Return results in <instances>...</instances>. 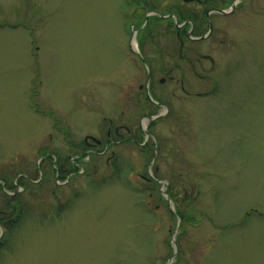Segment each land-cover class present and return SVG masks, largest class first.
Returning a JSON list of instances; mask_svg holds the SVG:
<instances>
[{"label": "rangeland", "instance_id": "1", "mask_svg": "<svg viewBox=\"0 0 264 264\" xmlns=\"http://www.w3.org/2000/svg\"><path fill=\"white\" fill-rule=\"evenodd\" d=\"M125 1L0 0V210L20 214L0 224V264H264V0L218 21L203 43L214 64L193 55L186 69L205 94L168 95L145 151L127 142L120 172L102 160L92 177L55 182L54 157L71 155L64 132L95 135L136 76Z\"/></svg>", "mask_w": 264, "mask_h": 264}, {"label": "flooded vegetation", "instance_id": "2", "mask_svg": "<svg viewBox=\"0 0 264 264\" xmlns=\"http://www.w3.org/2000/svg\"><path fill=\"white\" fill-rule=\"evenodd\" d=\"M241 2L242 0H126L123 2L125 29L130 34L129 49L136 55L137 68L134 72L136 76L127 83L128 92L126 89L123 93L124 98L118 116L103 117L102 120H107L108 124L105 126L101 121L94 131L95 135L86 133L81 140H67L71 150L69 158L68 156L62 158L59 154L54 157L51 166L55 174V182L62 180L61 184H70L72 177L79 172L78 168L83 167H88L87 170L83 168L84 174L94 176L88 172L90 166L94 167L102 160L108 166L114 165L117 170L115 173L120 172V167L118 168L117 165L122 164L120 153L122 147L127 142H132L139 146L141 151H145L147 143L138 141V133H144L141 127L135 128L126 124L124 118L128 113L139 114L142 119L162 115L161 118L148 124L147 130L153 135L154 125L172 112L167 104L168 95L171 99L186 100L188 97L205 94L190 91L186 82L187 70L194 61L192 56H196L197 61H209L214 64V59L206 53L203 43L216 31H220L218 21L223 22L232 16ZM165 4L169 5V9H163L162 6ZM222 32L223 35L226 34ZM225 41V37L220 39L221 43ZM193 70L199 78L207 77L205 73L201 74L195 68ZM143 73L146 75L145 80L141 77ZM166 83L172 84L174 90L166 92L160 89ZM129 92L130 101L127 100ZM127 102H130V110L126 109ZM164 107L166 111L163 110ZM0 215L6 216V221L2 217L0 224L7 226V221L12 220V208L0 210Z\"/></svg>", "mask_w": 264, "mask_h": 264}, {"label": "trees", "instance_id": "3", "mask_svg": "<svg viewBox=\"0 0 264 264\" xmlns=\"http://www.w3.org/2000/svg\"><path fill=\"white\" fill-rule=\"evenodd\" d=\"M57 120H59V119H57ZM58 123H60V120H59V122ZM153 125V124H152ZM66 130V129H65ZM65 135H66V139L67 140H69V141H71V136H72V134H70L69 133V131L68 130H66L65 132ZM44 169V168H43ZM53 169V168H52ZM44 171H45V173L47 172V170L46 169H44ZM53 171V170H52ZM26 179V181L28 182V179L27 178H25ZM153 182V181H152ZM156 183V182H155ZM24 188H26V184L24 183ZM2 189V184L0 183V190ZM174 196V195H173ZM13 201H16L14 198L12 199V202ZM15 204V203H14ZM9 205H10V203H9ZM18 206V205H17ZM20 206V205H19ZM21 207V206H20ZM177 211L179 212V214L181 215V217H182V220L184 221H189L190 219H191V216H190V214H186V215H184L185 213H182V211L180 212V210H178L177 209ZM172 215L174 216V218H176V216L172 213ZM19 220H20V214H18L17 215V217H16V219L15 220H8L7 221V226L8 227H10V225L11 226H13V225H15V223L17 224L18 222H19ZM4 221H6V218L4 219ZM1 244H2V242H0V246H1Z\"/></svg>", "mask_w": 264, "mask_h": 264}, {"label": "water", "instance_id": "4", "mask_svg": "<svg viewBox=\"0 0 264 264\" xmlns=\"http://www.w3.org/2000/svg\"><path fill=\"white\" fill-rule=\"evenodd\" d=\"M158 117H160V116H150V117H148L147 119H146V121H149V120H155L156 118H158ZM176 248H177V243H176V241L174 240V249H175V253H176ZM175 253H174V255H175Z\"/></svg>", "mask_w": 264, "mask_h": 264}]
</instances>
